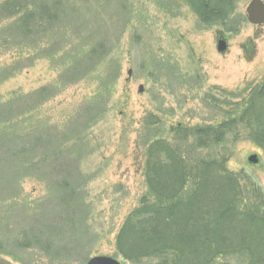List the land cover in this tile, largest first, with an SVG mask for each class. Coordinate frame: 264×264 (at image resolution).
I'll return each mask as SVG.
<instances>
[{"label":"trees","instance_id":"16d2710c","mask_svg":"<svg viewBox=\"0 0 264 264\" xmlns=\"http://www.w3.org/2000/svg\"><path fill=\"white\" fill-rule=\"evenodd\" d=\"M185 1L205 24H226L236 2ZM123 3L0 0V55L16 54L13 63L0 70V85L46 58L60 62L64 86L87 79L110 63L125 26ZM51 91L14 93L7 102L0 98L1 226L13 229L26 218L23 208L28 202L20 184L29 177L47 183L43 215L54 217L47 232L44 226L33 240L24 230L16 235L0 231V254L15 248L18 254L37 252L62 263V247L83 233L90 217L88 179L77 168L80 154L71 158L66 145L81 139L98 116L79 114L75 128L62 134H50L39 124L27 126L30 116L53 98ZM214 106L224 112V120L174 126L171 139L164 138L159 119H147L141 134L147 193L117 235L116 249L124 259L134 264H264V196L257 184L244 186L229 170L226 149L244 133L264 152V81L243 103L215 99ZM17 200L24 202H19L22 208L12 211L15 217L7 215ZM95 239L90 235L91 242Z\"/></svg>","mask_w":264,"mask_h":264},{"label":"rangeland","instance_id":"374dc122","mask_svg":"<svg viewBox=\"0 0 264 264\" xmlns=\"http://www.w3.org/2000/svg\"><path fill=\"white\" fill-rule=\"evenodd\" d=\"M123 1L127 15L119 43L109 57L110 63L90 77L64 86L60 62L46 58L0 85L2 102L14 93L51 89L53 98L44 102L26 124H39L50 134L75 128L79 114L85 118L98 116L81 139L66 145L71 158L80 154L77 168L88 179L90 217L83 233L80 231L74 241L62 247L64 262L54 263L37 252L18 254L17 249L10 248L14 249L11 254H0L1 264H87L96 256L134 264L118 254L116 238L147 193L141 146L147 119H159L161 133L171 139L174 126L221 122L224 112L215 108V99L229 105L243 103L264 81V25L251 24L247 16L254 0H236L226 24L201 22L185 0ZM115 25L122 27V22L116 21ZM220 40L228 44L225 53L218 51ZM15 59V53H2L0 70ZM116 73L118 77L114 78ZM98 95L100 98H96ZM242 136L236 143L231 139L226 146L231 157L229 170L242 185L257 184L264 196V152L244 133ZM253 155L257 156V164L249 160ZM20 185L28 202L23 208L26 218L13 229L2 227L0 219V231L16 235L24 230L28 237L39 238L44 226L47 232L54 219L52 214L43 215L42 201L49 199L48 185L38 177L24 179ZM17 201L7 215L15 217L12 211L22 208L19 202H24ZM93 233L96 239L91 242Z\"/></svg>","mask_w":264,"mask_h":264},{"label":"water","instance_id":"95a60500","mask_svg":"<svg viewBox=\"0 0 264 264\" xmlns=\"http://www.w3.org/2000/svg\"><path fill=\"white\" fill-rule=\"evenodd\" d=\"M248 21L253 25H264V2L261 0H254L247 8ZM228 49L227 42L220 40L218 42V51L225 53ZM129 75H132V71H129ZM139 91H144L143 86L140 87ZM250 162L257 164L258 159L256 155L250 157ZM1 264V263H0ZM87 264H122L115 258L108 256H96L91 258Z\"/></svg>","mask_w":264,"mask_h":264}]
</instances>
